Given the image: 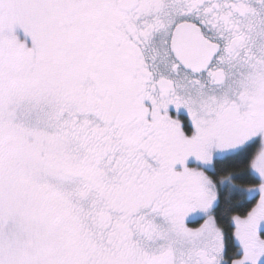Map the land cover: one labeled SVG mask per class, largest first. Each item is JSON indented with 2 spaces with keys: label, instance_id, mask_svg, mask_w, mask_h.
Listing matches in <instances>:
<instances>
[{
  "label": "snow or ice",
  "instance_id": "1",
  "mask_svg": "<svg viewBox=\"0 0 264 264\" xmlns=\"http://www.w3.org/2000/svg\"><path fill=\"white\" fill-rule=\"evenodd\" d=\"M0 264H264V0H0Z\"/></svg>",
  "mask_w": 264,
  "mask_h": 264
}]
</instances>
